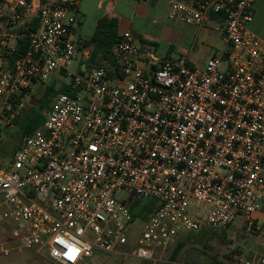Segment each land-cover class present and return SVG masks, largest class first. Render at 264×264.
<instances>
[{
    "label": "built area",
    "instance_id": "obj_1",
    "mask_svg": "<svg viewBox=\"0 0 264 264\" xmlns=\"http://www.w3.org/2000/svg\"><path fill=\"white\" fill-rule=\"evenodd\" d=\"M254 1L166 0L170 20L203 27L217 15L223 45L201 69L183 56L143 60L127 31L110 47L113 65L74 73L77 1L0 0V23L27 42L10 62L17 47L0 36V135L32 85L55 73L70 80L0 166V255L43 249L54 264H84L103 252L174 264L159 254L182 232L226 231L241 217L262 234L264 40L249 30ZM142 201L155 204L144 222L135 217ZM137 221L134 246L119 251ZM226 264H264V254Z\"/></svg>",
    "mask_w": 264,
    "mask_h": 264
},
{
    "label": "crops",
    "instance_id": "obj_2",
    "mask_svg": "<svg viewBox=\"0 0 264 264\" xmlns=\"http://www.w3.org/2000/svg\"><path fill=\"white\" fill-rule=\"evenodd\" d=\"M77 6L73 14L79 25V58L78 71L105 66L107 63L97 55H93V46L85 47L94 34L98 21L109 17L116 21V35L130 32L136 42L143 60L186 58L187 63L194 68L204 67L208 58L221 49L222 35L213 36L210 27L219 26L217 15L211 14L207 24L212 26L195 27L168 18L169 7L166 0H75ZM253 19L249 30L259 39L264 40V0H255L252 6ZM1 24V23H0ZM2 26V25H1ZM20 33L7 34L9 45H17L21 40ZM213 47L206 52L204 44ZM137 43V42H136ZM138 44V43H137ZM144 66V65H143ZM147 68L144 66V69ZM179 240V237L176 241ZM180 253L171 261L174 264H190L178 260ZM93 259V258H92ZM92 259H89L90 261ZM87 260V261H89ZM86 263V262H85ZM54 264V263H53ZM217 264H226L220 260Z\"/></svg>",
    "mask_w": 264,
    "mask_h": 264
},
{
    "label": "rangeland",
    "instance_id": "obj_3",
    "mask_svg": "<svg viewBox=\"0 0 264 264\" xmlns=\"http://www.w3.org/2000/svg\"><path fill=\"white\" fill-rule=\"evenodd\" d=\"M0 24V36L9 33H20L18 30H9L5 25ZM211 24H207L209 28ZM213 36H217L219 33L215 26L209 28ZM22 38V37H21ZM137 46L139 42L136 40ZM198 43L204 44L206 52L212 51L213 47L208 43L198 39ZM105 61L104 59H102ZM106 62V61H105ZM78 61L72 62L70 70L74 73L78 72ZM225 64L222 63V68ZM147 71V68L144 69ZM70 80L65 77H61L58 73L49 77L44 82H36L32 85L30 93L27 97L25 107L20 113V120L23 118L26 111L37 106L40 101L47 102L48 108H50L54 98L61 92L63 86L68 85ZM47 110V109H45ZM43 110V113L45 112ZM21 134L19 132V125L14 124L11 126H2L0 135V166H4L6 162H9L12 158L13 151L18 148ZM126 192L121 190L116 196L118 199H122L126 196ZM142 208L147 207L149 201H142L139 203ZM140 222H134L129 228L128 232V247L119 249V251L130 250L135 241L139 237ZM178 242H184V246L178 252V260L189 262L190 264H217L220 260L226 261L231 258L232 255L243 252L249 255H263L264 254V230L262 234H255L247 230L243 226L241 217H238L226 231H211L209 229H202L199 231L182 232L179 235ZM176 241L175 245L178 243ZM9 247H11L9 245ZM175 248V247H174ZM168 249L164 253H160L159 256L169 258L173 255V250ZM177 254V255H178ZM176 255V256H177ZM164 258V259H165ZM171 261V259H168ZM0 264H53L47 257L43 249L40 250H11L8 256L0 255ZM84 264H149L146 261L140 260L133 256H126L122 254H106L103 252H96L95 257L90 261H86ZM165 264V263H154Z\"/></svg>",
    "mask_w": 264,
    "mask_h": 264
},
{
    "label": "trees",
    "instance_id": "obj_4",
    "mask_svg": "<svg viewBox=\"0 0 264 264\" xmlns=\"http://www.w3.org/2000/svg\"><path fill=\"white\" fill-rule=\"evenodd\" d=\"M36 24L37 22L36 20H34L33 27H36ZM116 38H117L116 21L109 17H103L98 21L93 36L88 42L85 43L84 46L85 47L93 46V55L95 57L99 55L102 59L106 61L107 65L105 66H109V65H113V60L110 56V47ZM26 46H27V42H26V38L24 37L16 45L17 47L16 52L9 56L10 62L14 61L17 58L18 54H23L24 51L26 50ZM105 66H100V67H105ZM61 91L64 92L66 91V89L62 87ZM49 102L50 101L44 102L43 100L37 103V106H33L29 108L21 120L19 117L20 113L14 117L13 123L19 125V132L21 134V137L26 135H32L42 126L44 121L42 112L43 110L48 109ZM15 151L16 150H14L13 153ZM136 206L137 205H133V207ZM154 208H155V204L153 202H149L147 207H143L137 210L135 217H137L140 222H144L147 220L150 213L153 212ZM183 246H184V242H178L177 245H175V248L173 250V255L169 257L171 261L175 260L176 255Z\"/></svg>",
    "mask_w": 264,
    "mask_h": 264
},
{
    "label": "water",
    "instance_id": "obj_5",
    "mask_svg": "<svg viewBox=\"0 0 264 264\" xmlns=\"http://www.w3.org/2000/svg\"><path fill=\"white\" fill-rule=\"evenodd\" d=\"M154 69H153V67L151 68V71H153Z\"/></svg>",
    "mask_w": 264,
    "mask_h": 264
}]
</instances>
